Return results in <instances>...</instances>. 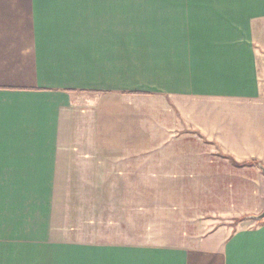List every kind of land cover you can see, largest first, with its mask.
I'll return each instance as SVG.
<instances>
[{
  "label": "crops",
  "instance_id": "obj_1",
  "mask_svg": "<svg viewBox=\"0 0 264 264\" xmlns=\"http://www.w3.org/2000/svg\"><path fill=\"white\" fill-rule=\"evenodd\" d=\"M257 163L264 0H0V264H264Z\"/></svg>",
  "mask_w": 264,
  "mask_h": 264
},
{
  "label": "water",
  "instance_id": "obj_2",
  "mask_svg": "<svg viewBox=\"0 0 264 264\" xmlns=\"http://www.w3.org/2000/svg\"><path fill=\"white\" fill-rule=\"evenodd\" d=\"M257 165H258V167L260 168L261 172L264 175V165H262L261 163H257ZM247 217L248 218H252L255 221H262V220H264V209L259 214L250 215V216H247Z\"/></svg>",
  "mask_w": 264,
  "mask_h": 264
},
{
  "label": "rangeland",
  "instance_id": "obj_3",
  "mask_svg": "<svg viewBox=\"0 0 264 264\" xmlns=\"http://www.w3.org/2000/svg\"><path fill=\"white\" fill-rule=\"evenodd\" d=\"M151 2H152V0H151ZM145 44L149 45V44H151V43L146 42ZM143 45H144V43H143ZM145 50H146V51L151 50V46H147V47H146V45H145ZM253 220H254V219H253Z\"/></svg>",
  "mask_w": 264,
  "mask_h": 264
}]
</instances>
